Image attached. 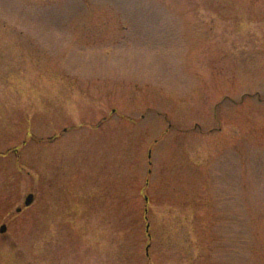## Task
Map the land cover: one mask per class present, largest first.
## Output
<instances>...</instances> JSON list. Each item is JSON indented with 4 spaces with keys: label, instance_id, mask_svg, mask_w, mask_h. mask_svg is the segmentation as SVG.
Instances as JSON below:
<instances>
[{
    "label": "rangeland",
    "instance_id": "obj_1",
    "mask_svg": "<svg viewBox=\"0 0 264 264\" xmlns=\"http://www.w3.org/2000/svg\"><path fill=\"white\" fill-rule=\"evenodd\" d=\"M2 224L0 264H264V0H0Z\"/></svg>",
    "mask_w": 264,
    "mask_h": 264
},
{
    "label": "water",
    "instance_id": "obj_2",
    "mask_svg": "<svg viewBox=\"0 0 264 264\" xmlns=\"http://www.w3.org/2000/svg\"><path fill=\"white\" fill-rule=\"evenodd\" d=\"M32 202H33V195L32 194L27 195L25 202H24L25 206L30 205ZM17 211H20V209H17ZM5 230H6V226L2 225L0 227V231L4 232ZM147 250H148V247H147Z\"/></svg>",
    "mask_w": 264,
    "mask_h": 264
}]
</instances>
